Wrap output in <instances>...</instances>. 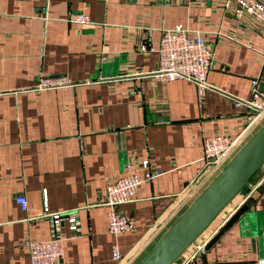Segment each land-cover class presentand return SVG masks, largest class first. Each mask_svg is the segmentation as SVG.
<instances>
[{"label": "crops", "instance_id": "1", "mask_svg": "<svg viewBox=\"0 0 264 264\" xmlns=\"http://www.w3.org/2000/svg\"><path fill=\"white\" fill-rule=\"evenodd\" d=\"M80 12L94 25L67 23ZM178 25L214 53L213 88L201 101L191 83H156L157 56L137 48L144 29L157 41ZM263 63L264 30L215 0H0V264H30L26 242L49 238L43 191L49 212L80 220L79 232L61 227L63 264H116L114 244L124 255L119 264H130L214 171L205 166L203 138L235 136L246 123L227 95L249 99ZM38 75L76 85L24 91ZM143 160L163 173L119 206L135 229L113 235L101 204L107 186L125 164L141 174ZM254 184L204 233H215L206 260L264 258V181ZM20 194L26 211L15 202Z\"/></svg>", "mask_w": 264, "mask_h": 264}, {"label": "built area", "instance_id": "2", "mask_svg": "<svg viewBox=\"0 0 264 264\" xmlns=\"http://www.w3.org/2000/svg\"><path fill=\"white\" fill-rule=\"evenodd\" d=\"M215 3L238 20L249 19L264 30V0H215ZM67 23L94 25L84 12L70 15ZM143 32L137 48L144 55L157 56L158 67L152 73L154 81L159 85L177 80L191 83L196 87L198 100L201 101L205 92L213 88L207 77L213 67L214 53L205 38L200 35L189 37L187 30L180 25L173 29L161 30L157 41L153 40V30L144 29ZM75 85L66 77L38 75L35 83L24 91L37 95L45 91L72 88ZM259 85L260 79L252 81L251 95L247 100L227 95V99L235 108L244 111L246 123L235 136L213 134L203 138V159L209 170L220 166L240 146L251 130L264 120V92L260 90ZM2 94L0 92V95ZM139 167L142 169L141 174L134 172L130 163L125 164L122 174L107 186L105 199L101 204L108 208V232L113 235L135 229L133 219L122 213L119 206L130 202L142 184L151 183L163 173L162 169L151 166L148 160L141 161ZM263 181L264 174L255 181L253 188H257ZM249 194L250 192L246 196ZM15 202L22 210H28L25 195H17ZM46 202V191H43L42 215L48 219L50 236L46 240L26 242L30 264H63L64 238L61 235V227L64 222H68L72 224L74 232H79L80 220L76 212H49ZM214 234L203 241L195 240L178 264H220L218 261H209L202 257L205 246ZM112 259L116 264L124 259L117 244L112 246ZM255 264H264V258L257 259Z\"/></svg>", "mask_w": 264, "mask_h": 264}, {"label": "water", "instance_id": "3", "mask_svg": "<svg viewBox=\"0 0 264 264\" xmlns=\"http://www.w3.org/2000/svg\"><path fill=\"white\" fill-rule=\"evenodd\" d=\"M260 90L264 92V63ZM264 164V124L166 226L136 264H174ZM157 236V235H156ZM155 236V237H156Z\"/></svg>", "mask_w": 264, "mask_h": 264}, {"label": "rangeland", "instance_id": "4", "mask_svg": "<svg viewBox=\"0 0 264 264\" xmlns=\"http://www.w3.org/2000/svg\"><path fill=\"white\" fill-rule=\"evenodd\" d=\"M262 124H264V120L260 123V124H258L257 126H255L252 130H251V132L242 140V142H241V144H240V146L235 150V151H233L232 153H231V155L226 159V160H224L221 164H220V166H218L213 172H212V174L210 175V177L207 179V180H205L204 182H203V184L200 186V188L198 189V190H196V191H194L193 193H191V194H189V195H187L186 197H187V202H186V204H185V206L184 207H186L187 206V204H188V202L194 197V195L196 194V193H198L225 165H226V163L228 162V160L233 156V154L247 141V139L262 125ZM264 174V164H263V166L260 168V170L257 172V174L253 177V179L251 180V181H249L247 184H246V186L245 187H247L248 185L250 186V185H252L253 183H254V181H256L259 177H261L262 175ZM252 183V184H251ZM244 187V189L246 190L247 188H245ZM243 189V190H244ZM241 191V192H246L245 190L244 191ZM240 192V193H241ZM183 207V208H184ZM182 208V209H183ZM182 209L177 213V215H175L174 216V218L173 219H171L170 220V222L168 223V225L167 226H169V224L170 223H172L177 217H178V215L180 214V212L182 211ZM226 211V210H225ZM224 213V212H223ZM166 227V226H165ZM164 229V228H163ZM163 229L160 231L161 233H162V231H163ZM158 233L157 234V236L146 246V247H144L143 248V250L139 253V254H137L135 257H134V259H133V261L130 263V264H136V261L140 258V257H142L151 247H152V245H153V243L157 240V238L161 235V233ZM202 238H204V234H203V236H202ZM141 254V255H140ZM140 255V256H139ZM139 256V258L137 259V257ZM181 260V259H180ZM179 260V261H180ZM178 261V262H179Z\"/></svg>", "mask_w": 264, "mask_h": 264}, {"label": "bare ground", "instance_id": "5", "mask_svg": "<svg viewBox=\"0 0 264 264\" xmlns=\"http://www.w3.org/2000/svg\"><path fill=\"white\" fill-rule=\"evenodd\" d=\"M240 193L225 207V209L220 212V214L214 219V221L208 226V228L196 239L197 242L203 241L206 238H202L203 234L206 233V231L212 226V224L218 219V217L234 202L235 199L239 197ZM191 249V247H188L185 252L177 259V261L174 263H178V261Z\"/></svg>", "mask_w": 264, "mask_h": 264}, {"label": "trees", "instance_id": "6", "mask_svg": "<svg viewBox=\"0 0 264 264\" xmlns=\"http://www.w3.org/2000/svg\"><path fill=\"white\" fill-rule=\"evenodd\" d=\"M254 177V176H253ZM253 177L249 180V181H251L252 179H253ZM244 189V188H243Z\"/></svg>", "mask_w": 264, "mask_h": 264}]
</instances>
